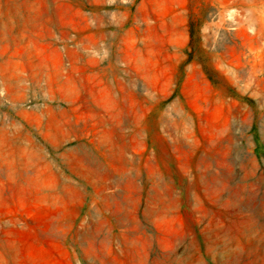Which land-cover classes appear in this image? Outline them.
Returning <instances> with one entry per match:
<instances>
[{"label":"rangeland","instance_id":"374dc122","mask_svg":"<svg viewBox=\"0 0 264 264\" xmlns=\"http://www.w3.org/2000/svg\"><path fill=\"white\" fill-rule=\"evenodd\" d=\"M253 203L264 0H0V264H229Z\"/></svg>","mask_w":264,"mask_h":264},{"label":"bare ground","instance_id":"6f19581e","mask_svg":"<svg viewBox=\"0 0 264 264\" xmlns=\"http://www.w3.org/2000/svg\"><path fill=\"white\" fill-rule=\"evenodd\" d=\"M242 127H244V126H242ZM240 135L242 136V134H240ZM247 145H248V142L246 143V146ZM123 158H124L123 159L124 160L123 161V163H124L123 165H130V166L132 165V166H135V163L137 162L136 159L135 160H130V159H126L125 157H123ZM92 162H90V163H92ZM124 170H125L124 171V174L122 173L123 175H125L127 173L128 168L127 169H124ZM129 171L132 173V168H129ZM97 173H100V172H97ZM204 173L206 175L208 174L210 176H215V174H217V172L214 170V167H209L207 169V171L204 172ZM201 174H203V173H200V175H199V178L200 179H202V175ZM237 175H238V170L237 169H235V171L233 170V172L231 174V180H233L234 177H237ZM149 177L152 180L154 179L153 181L155 183H157V185H159V186H161L163 184V182L165 183V181H161L163 179V173L161 171H156L152 175H149ZM250 209L253 212L252 218L255 219L254 220V224H253L254 227L253 228H250V230L248 231V233L251 236V238H249L247 240V243H246L245 247L243 245L239 244L238 242L232 243L233 257L229 261V264H235V263L241 264L240 262H241L242 258H245L246 254H247L246 257L250 258L252 256V254L254 253V251L259 247L260 242H261L260 240H262L264 238V235L263 234H262V239L261 238H256V235L259 232L264 231V210L257 203H253V205H252V207ZM229 245H230V243L228 245H227V243L225 244V246H229ZM191 252L192 251L190 249H188V252L186 253V256L183 258L184 259V264H187V259L192 255ZM198 260H199V258H197V261ZM188 264H190V263H188Z\"/></svg>","mask_w":264,"mask_h":264},{"label":"crops","instance_id":"0c3cea01","mask_svg":"<svg viewBox=\"0 0 264 264\" xmlns=\"http://www.w3.org/2000/svg\"><path fill=\"white\" fill-rule=\"evenodd\" d=\"M174 27H176V26H174ZM186 47V43L184 42V48ZM182 59H184V57L182 58ZM179 56L177 55V61H176V64H177V66H178V64L180 63L179 62ZM125 157V156H124Z\"/></svg>","mask_w":264,"mask_h":264}]
</instances>
